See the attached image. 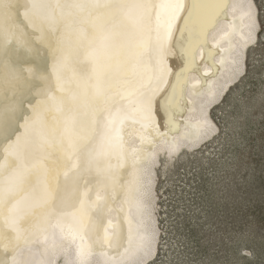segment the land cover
Masks as SVG:
<instances>
[{
	"label": "bare ground",
	"instance_id": "bare-ground-1",
	"mask_svg": "<svg viewBox=\"0 0 264 264\" xmlns=\"http://www.w3.org/2000/svg\"><path fill=\"white\" fill-rule=\"evenodd\" d=\"M256 0H0V264H151L159 173L200 153L260 39Z\"/></svg>",
	"mask_w": 264,
	"mask_h": 264
},
{
	"label": "rangeland",
	"instance_id": "rangeland-1",
	"mask_svg": "<svg viewBox=\"0 0 264 264\" xmlns=\"http://www.w3.org/2000/svg\"><path fill=\"white\" fill-rule=\"evenodd\" d=\"M246 73L212 108L219 127L159 173L161 244L151 264H264V0Z\"/></svg>",
	"mask_w": 264,
	"mask_h": 264
}]
</instances>
